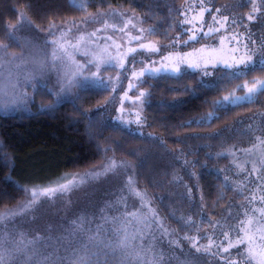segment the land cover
Listing matches in <instances>:
<instances>
[{
  "label": "trees",
  "instance_id": "trees-1",
  "mask_svg": "<svg viewBox=\"0 0 264 264\" xmlns=\"http://www.w3.org/2000/svg\"><path fill=\"white\" fill-rule=\"evenodd\" d=\"M231 1L215 0L214 4ZM111 6L139 13L164 50H187L194 45L184 43L189 35L185 22L189 0H92L84 9L74 7L72 0H0V45H7L3 58L12 55L14 48L21 50L9 26L17 27L22 15L37 28L49 30L61 21ZM257 77L264 78L258 64L239 75L236 69L220 65L202 72L146 75L141 87L147 95L138 128V124L116 120L109 101L111 89L94 85L80 86L73 98L59 100L50 87L39 84L26 110L0 112V214H6L0 221V239L12 253L5 257V264H70L74 250L83 255L85 245L96 254L91 256L92 264L147 263L141 254L139 260L126 255L141 239L130 235L129 248L122 250L117 241L124 237L115 228L117 223L100 216L105 206L112 210L117 206L108 196L117 197L118 187L107 188L99 211L92 205L73 218L46 216L41 207L31 210L30 217L20 212L29 196L22 188L57 185L75 171L97 167L107 157L128 163L138 188L153 197L163 218L180 231L185 226L181 214L223 215L240 198L223 173L229 157L237 153L241 136L237 124L264 110V92L217 105L216 116H207L214 111L213 101L246 93L244 83ZM87 212L90 220L82 226Z\"/></svg>",
  "mask_w": 264,
  "mask_h": 264
},
{
  "label": "rangeland",
  "instance_id": "rangeland-1",
  "mask_svg": "<svg viewBox=\"0 0 264 264\" xmlns=\"http://www.w3.org/2000/svg\"><path fill=\"white\" fill-rule=\"evenodd\" d=\"M214 2L215 0H211L210 3L209 0H204L203 7L209 11L202 13L200 0H189L190 9L186 13L185 20L191 21V23H187L189 35L185 41H188L189 44L194 43V45L187 50H164L162 43L151 35L152 28L143 21L142 16L122 6L88 11L77 19L61 21L49 30L37 28L26 16L22 15L20 24L15 29L12 27V32L21 43V50L14 48L13 54L4 59L3 65L0 66V87L7 86L5 88L7 94H0V99L6 105L0 109V112L11 113L26 110L34 97L35 87L39 84L50 87L59 100L73 98L80 86L94 85L111 89L112 95L109 101L114 104L112 111L116 120H118L117 117H121L118 121L136 125L137 123L134 121L137 114L142 116L145 96L139 99L137 97L141 91H144L141 83L146 75L179 74L185 70L202 72L216 65L227 67L223 62L233 63L234 57L238 59L244 52L245 44H248L249 47H259L264 42V0H256V6L260 11L254 14V19L251 21L247 19V15L251 12L252 4L247 0H233L218 5H215ZM210 4L212 6H209ZM243 5L247 6L246 11ZM109 9H116L124 15H98V13H108ZM216 9H221V11L217 13ZM89 15L94 18L86 21ZM213 16L221 23H216ZM225 16L229 17L227 22L223 20ZM233 19L236 20L235 24L232 23ZM129 20H131V24H128ZM210 28L219 29V31L209 34ZM98 29L99 31H97ZM141 29L145 31L141 32ZM194 32L196 39L189 40ZM92 33L95 35H91ZM82 37L83 39H81ZM134 37H140V39H134ZM53 40L58 41V45H53L51 43ZM251 41H255V45H252ZM150 42L159 47L158 52H147L140 49V44ZM58 46H63L61 51L63 49L67 51L64 55L57 52L56 62L53 63L52 53ZM129 48L138 50L134 54L135 62H132V55H129L124 58L126 61L124 69L119 67V58L115 66L102 64L99 75L103 82L80 79L79 83L74 84L67 93H61L62 85L66 83L65 72L69 64L74 62L83 65V75L90 76L91 73L97 71L95 63L89 64V61L93 60L94 53L100 52L101 49H107L112 56H117L119 53V57L123 58V53L127 52ZM233 48H238L239 52L234 53ZM164 57H170V59L165 61ZM254 59L256 58L254 57ZM162 62L169 65L168 70L147 72L139 80L132 77L131 69H135L138 74L145 65L153 69L162 68ZM174 67H179L180 71H172L171 69ZM244 70L243 66H240L239 72ZM254 80L251 79L244 85L252 87ZM130 83L133 85L131 88L129 87ZM235 96L244 97L245 92H235ZM11 101H15V103H11ZM237 125L240 127L237 134L241 135L238 137L240 141L236 142L239 145L237 153L229 157L223 173L226 180L235 187L240 198L234 200L236 204H231L218 218L208 215L194 218L193 214L190 215L191 211L189 215L184 212V216L180 213V216L184 218L182 220L185 225L180 231L178 226L168 222V218H163L160 207L153 197L138 188L128 163L127 167L117 168L112 172H104L99 167L113 157H107L95 168L75 171L63 178L64 180L59 184L65 183L73 177L77 179L84 177V183L74 187L69 193L62 196L57 195L50 201L43 202L40 206L43 209L41 212L46 211L44 212L47 213L46 216H52V218L60 216L73 218L79 212H86L92 205H96L99 211L101 209L98 207L100 198L107 192V188L118 187L116 191L120 192L118 196L116 193L117 197L108 196L110 202L117 206L113 207V210L109 206H105L104 212L100 216L106 222L109 218L114 219L118 225L115 227L117 231L122 228L126 229V233L124 231H120V233L123 237L127 235L128 240L130 235L141 239L134 245V248L136 251H140L147 261L146 264H228L229 261L246 264L243 254L249 246L248 237H252V247L264 246V215L253 211L264 208V200L261 199L264 197V143H261L264 141V110L252 113L249 119ZM139 126L140 124L136 128ZM230 150L233 152L232 148ZM93 169L100 175H95ZM85 173L92 174L85 177ZM129 177L132 181L131 187H129ZM183 189L185 190L184 187H182ZM137 190L144 194L143 200L135 195ZM173 195L175 197V192ZM169 197L172 199L170 192ZM27 199L28 196L23 204ZM121 204L124 205L123 208H120ZM20 212L27 214L31 210L25 211L22 208ZM130 213L136 215L131 216ZM97 214L99 215L98 212ZM84 215L82 226L90 220L91 214L87 212ZM30 216L29 213L28 217ZM205 217L208 220H203ZM189 218L192 223H188ZM249 218L253 221L251 225L248 224ZM173 220L175 222L179 219L177 217ZM241 221L244 222L243 225ZM193 225H195L194 228ZM223 233H228L227 239ZM185 237L191 239H185ZM238 237L245 239L244 245L230 248L228 252L222 251L223 247L228 246L229 241L235 242ZM209 238L214 242L213 246L209 251H204V246L209 245ZM193 243H195V247H193ZM196 248H201V251L198 252ZM252 264H256V262L253 261Z\"/></svg>",
  "mask_w": 264,
  "mask_h": 264
},
{
  "label": "snow or ice",
  "instance_id": "snow-or-ice-1",
  "mask_svg": "<svg viewBox=\"0 0 264 264\" xmlns=\"http://www.w3.org/2000/svg\"><path fill=\"white\" fill-rule=\"evenodd\" d=\"M92 2V0H72V4L74 7L80 8V9H84L86 7L87 3ZM209 2H211V0H209ZM248 3L252 4V9L251 12L247 15V19L249 21L254 19V14L258 11H260V9L256 6V0H247ZM204 4V0H200V7H201V11L202 13L204 11H209L208 9L203 7ZM221 11V9H216V12L219 13ZM98 15L100 16H104V15H124L123 13H119L116 9H109L108 13H98ZM94 17H92L91 15H89V17L86 18L87 20H91ZM229 19V17L225 16L223 17V20L225 22H227ZM201 20H202V14H201ZM213 20L216 23H221L220 21L216 20V17L213 16ZM186 23H191V21H185ZM232 23L235 24L236 20L233 19ZM128 24H131V20L128 21ZM127 26V25H126ZM12 27H16V26H9V28ZM53 27H55V25H53ZM221 27H223V24H221ZM99 31V29L97 30ZM120 31H123V29H120ZM141 32L145 31L143 29L140 30ZM151 31V30H149ZM214 31H219V29H213L210 28L209 29V34L214 32ZM91 35H95V33H92ZM9 36L10 38H12L13 40L15 39V37L13 36L12 32L9 31ZM83 39V37L81 38ZM134 39H140V37H134ZM196 39V33L194 32L192 36L189 37V40H195ZM53 45H58V41L53 40L51 42ZM184 43H188V41H184ZM252 45H255V41H251ZM174 46V45H173ZM63 46H58L57 48H54L52 56H53V63L56 62L57 59V52H60L61 55H64L66 53V49H63L61 51ZM75 47V46H73ZM7 48V45H0V66L3 65L4 62V58L2 53L4 52V50ZM140 49H143L147 52H158L159 51V47L148 43V44H140ZM138 50L136 48H129L127 52L123 53V58L119 57V53L117 56H112L107 49H101L100 52L98 53H94L93 54V60L89 61V64L95 63L96 72H93L90 74V76H84L83 75V65H78L75 64L74 62L72 64L68 65V69L65 72V79H66V83L64 85H62L61 87V93H67L69 91V89L74 85L79 83L80 79H83L85 81L88 80H96V81H100L103 82L99 73H100V69H101V65H109V66H115V63L117 61V59L119 58V67L121 69L125 68V59L126 57H128L129 55H132V62H135V53ZM232 51L235 52H239L238 48H233ZM254 57L256 59H254ZM69 59L71 60V57L69 56ZM170 57H164V60H169ZM141 63H143L141 61ZM153 63H155V61H153ZM225 64V66H227L228 68H236L237 69V75H239V68L240 66H243L244 69H249V70H255L257 64L259 65V67L261 69H264V42L261 43V45L259 47H249L248 44L244 45V52L243 54H241L239 56V58H235L233 59V63H228L227 61L223 62ZM75 69V70H73ZM169 69V65L168 64H164L162 62V68H150L147 65H145L144 68H141L139 73L137 74V72L135 71V69H131L132 71V77L139 80L141 77L145 76V74L147 72L150 71H155V72H159L162 70H168ZM172 71H180L179 67H174L171 69ZM7 86L4 87H0V94L6 95V91L5 88ZM14 87V85H13ZM129 87H133V85L130 83ZM237 87H240L239 85ZM244 87H247V85H244ZM257 92H264V78H257L252 82V87H247V92L245 93L244 97H237L235 96L234 93L230 94L229 96H225L223 97L222 100H217V101H213V105H214V111L211 113H208L207 119H211L212 117L216 116V110H215V106L217 105H223L226 102L227 103H237L240 100H245V99H250L254 94H256ZM58 96L60 95L59 93L57 94ZM147 93L144 91H141L139 93V96L137 97V99H139L140 97H144L146 96ZM11 103H15V101H11ZM5 103L2 99H0V109H3L5 107ZM48 107H52V105H48ZM117 119H121V117H117ZM203 119V118H201ZM137 124H141L142 123V119L140 117L139 114H137L136 116V120L134 121ZM223 131V130H222ZM259 139V138H258ZM261 143H264V141H261ZM250 151V150H249ZM133 155L135 153H132ZM221 155H223V153H221ZM127 162L126 161H117L114 158H111L107 161V163L100 165L99 167L101 169L104 170V172H112L115 171L117 168H124L127 167ZM93 173H95V175H100L99 172H96L95 169H93ZM92 173H85V177L91 175ZM84 183V177H80L79 179H77L76 177H73V179L71 180H67L65 183L62 184H57L55 187H43V188H32V189H21V191H25L29 194L28 199L26 201L25 204L21 205V207L25 210H36L38 209L41 204L43 202H47L50 201L52 198L56 197L57 195H64L66 193H69L74 187L78 186L79 184ZM131 177H129V187H131ZM135 195L140 197L141 200L144 199V194L141 193L140 191H136ZM253 199H255V197H253ZM262 200H264V197L261 198ZM260 212L262 215H264V208L261 209H254L253 210ZM129 215L131 216H135V213H130ZM4 219H6V214H0V221H3ZM252 219L249 218L248 220V224L251 225L252 224ZM188 223H192L191 218H189ZM243 221H241V224L243 225ZM78 222L74 221L73 225L77 226ZM241 231L243 230L242 228L240 229ZM120 231H124L126 233V229H119L118 233ZM225 239L228 238V233H223ZM133 239H135V237H132ZM36 239H40V237H36ZM185 239H191L190 237H185ZM128 240V236L125 235L124 239H121L119 241H117V246L120 247L122 250L128 249L129 245L127 243ZM251 241H252V237H248V244L249 246L246 249V252L243 254L245 256V261L246 264H252L253 261L256 262V264H264V246H261L259 248L256 247H252L251 246ZM29 244L34 243L33 241H29ZM213 241L211 240V238H209V245L204 246V251H209L211 249V247L213 246ZM245 244V239L243 237H238L236 239L235 242L229 241L228 246L227 247H223L222 251L223 252H228L230 248L233 247H238L240 245H244ZM195 243H193V247H195ZM26 247V246H25ZM89 245H85V251L83 253V255L76 253L74 250V259L73 261L70 262V264H92V260H91V256L96 255L95 253H90L89 251H87V249L89 248ZM19 250V249H18ZM196 250L199 252L201 251V248H196ZM12 253L9 249L4 247V240L0 239V264H5V257L6 256H11ZM126 255L128 257L131 258H135L137 260L140 259V252L136 251L135 249H132L131 251H128L126 253ZM228 264H237L236 261H229Z\"/></svg>",
  "mask_w": 264,
  "mask_h": 264
}]
</instances>
